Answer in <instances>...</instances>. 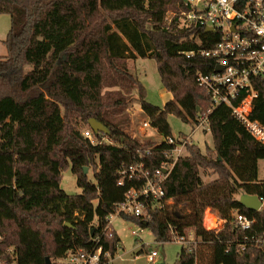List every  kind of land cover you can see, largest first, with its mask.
I'll list each match as a JSON object with an SVG mask.
<instances>
[{
  "label": "trees",
  "instance_id": "16d2710c",
  "mask_svg": "<svg viewBox=\"0 0 264 264\" xmlns=\"http://www.w3.org/2000/svg\"><path fill=\"white\" fill-rule=\"evenodd\" d=\"M170 8L177 13L183 3L0 0V15L10 18L3 42L7 54L0 58V259L6 264L13 258L15 264H46V259L58 264L68 252L97 248L114 257L120 240L114 230L107 235L106 219L128 191L146 182L129 178L130 169L141 166L152 179L172 163L164 156L166 145L140 143L121 129L112 116L122 112L124 99L101 96L108 70L114 84L127 91L135 87L126 61L137 58L156 61L161 84L171 95L163 109L153 107L137 83L150 126L167 137L168 115L197 123L209 112L212 147L202 152L185 146L165 174L163 198L140 199L146 222L118 218L149 230L159 244L186 241L192 232L194 242L182 244L174 264H264V181L257 179L264 146L227 109H212L196 79L211 73L214 62L185 55L214 41H206L201 28L179 29L176 17L167 21ZM258 89L252 117L264 127V80ZM91 119L107 129L92 134L95 145L82 135ZM83 125L86 129L80 130ZM103 138L109 143L99 144ZM68 169L81 190L78 195L61 188ZM206 177L212 178L205 182ZM241 194L258 197L263 207L245 209L238 202ZM180 204L186 213L178 210ZM206 210L217 214L221 229L203 228ZM237 214L252 222L249 229L235 226Z\"/></svg>",
  "mask_w": 264,
  "mask_h": 264
},
{
  "label": "built area",
  "instance_id": "2783aa9c",
  "mask_svg": "<svg viewBox=\"0 0 264 264\" xmlns=\"http://www.w3.org/2000/svg\"><path fill=\"white\" fill-rule=\"evenodd\" d=\"M182 3L183 9L179 12H168L167 21L170 22L176 17L179 29L201 28L206 34V41H214L210 48L185 55L189 59L197 54L214 62L212 72L198 74L196 82L210 97L212 109L220 106L227 109L248 134L264 146V127L252 117L253 106L258 97V88L264 80V0H185ZM207 29L210 31L206 32ZM196 42L200 44L197 38ZM217 68H221V71H216ZM208 114L209 112L206 115H200L195 123V130L209 131ZM92 134L91 130L82 132L83 137L95 145ZM103 141L109 143L107 140ZM101 142L100 140L98 143ZM165 145L164 156L171 159L172 163L156 170L152 179L147 178V173L141 166L130 169L129 178H146V182L140 190L128 191L123 202L108 216L106 219L108 236L111 232L112 219L120 215L137 218L140 222L147 221V212L140 199L163 198L161 185L166 172L183 153L185 146L193 145V143L189 137L178 140L168 138ZM125 173L121 172L120 175H125ZM121 184L122 180L118 182V185ZM207 212V214L211 213ZM251 223L245 216L237 214L234 217L235 226L241 230L249 229ZM2 239L0 235V243ZM176 241L184 243L183 239ZM7 253L11 254V250L8 249ZM156 257V252L152 251L147 255V261L154 263ZM111 259L108 253H103L101 248H97L90 251L68 252L57 263L108 264ZM15 263L13 258L10 264ZM0 264L6 263L0 259Z\"/></svg>",
  "mask_w": 264,
  "mask_h": 264
},
{
  "label": "rangeland",
  "instance_id": "374dc122",
  "mask_svg": "<svg viewBox=\"0 0 264 264\" xmlns=\"http://www.w3.org/2000/svg\"><path fill=\"white\" fill-rule=\"evenodd\" d=\"M175 10L169 9V13ZM168 14V13H166ZM102 18H107L105 14H100ZM10 28V18L7 15H0V58H4L7 54L6 48L3 44L6 35ZM126 71L132 75L136 85L130 91L125 90L113 83L111 71H106L105 78L107 79L101 89V96L106 97L112 95L115 99H124L126 106L124 109H120L122 112L117 114L115 121L121 123V129L128 133L133 139L140 143L152 142L156 146L165 145V141L168 138L172 140L190 138L193 145L199 148L202 152L206 147H212V139L209 131L203 132L201 129L195 130V122H184L181 118L174 114H170L166 117V121L169 127V136L164 137L159 134L155 129L150 126V123L146 116L142 113L140 108V94L137 83L141 89L144 101L153 107L163 109L164 105L171 100V95L162 86L157 63L155 60L146 58H137L134 60L129 59L126 61ZM31 67L24 68L25 71H29ZM110 114H112L110 112ZM86 126H80L79 129H86ZM195 130V131H193ZM106 140L105 138L101 139ZM88 172V171H87ZM86 172V173H87ZM90 181L93 182L91 174H88ZM210 178H204L205 182L211 180ZM258 181H264V160L258 161L257 171ZM61 188L69 195H78L81 190L76 187L75 178L71 174L70 170H66L61 175ZM171 204V202H167ZM178 210L183 213L187 212L185 204H180ZM209 210H206L203 214L202 226L205 230H219L222 227V222L216 213L211 212L207 214ZM207 212V213H206ZM210 212V211H209ZM214 219V220H213ZM111 230H114L120 240L117 246V251L112 260L108 264H174L177 255L181 251L182 243L175 241V239L168 243L159 244L154 241V237L147 229H142L132 222H128L122 218H113L111 221ZM135 234V236L133 235ZM194 242L193 233L190 232L185 246H190ZM156 252L157 257L154 263L147 261V254L150 252Z\"/></svg>",
  "mask_w": 264,
  "mask_h": 264
},
{
  "label": "water",
  "instance_id": "95a60500",
  "mask_svg": "<svg viewBox=\"0 0 264 264\" xmlns=\"http://www.w3.org/2000/svg\"><path fill=\"white\" fill-rule=\"evenodd\" d=\"M185 0H181V2H184ZM206 32L210 31V29L205 30ZM64 59V57H63ZM216 71H221V68H217ZM88 128L92 131V133L94 135H98V134H106L107 133V129L99 122L91 119L88 121L87 123ZM87 169H84V174H86ZM164 172V171H163ZM238 202L247 210L250 211H259L262 207V201L256 197V196H249L246 194H241L239 197ZM46 264H50L49 260L46 259Z\"/></svg>",
  "mask_w": 264,
  "mask_h": 264
},
{
  "label": "crops",
  "instance_id": "0c3cea01",
  "mask_svg": "<svg viewBox=\"0 0 264 264\" xmlns=\"http://www.w3.org/2000/svg\"><path fill=\"white\" fill-rule=\"evenodd\" d=\"M114 232H115V231H114ZM115 233H116V232H115ZM112 259H113V258H112ZM112 259H111V260H112Z\"/></svg>",
  "mask_w": 264,
  "mask_h": 264
}]
</instances>
